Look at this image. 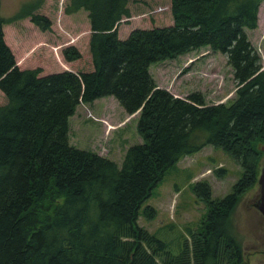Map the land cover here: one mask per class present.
Segmentation results:
<instances>
[{
  "label": "trees",
  "instance_id": "16d2710c",
  "mask_svg": "<svg viewBox=\"0 0 264 264\" xmlns=\"http://www.w3.org/2000/svg\"><path fill=\"white\" fill-rule=\"evenodd\" d=\"M128 1L66 0L64 12L82 9L89 23L92 68L82 71L19 67L3 24L30 15L47 29L49 19L31 1L0 15V264H245L230 215L264 154V67L244 31L256 26L261 0H170V24L119 38ZM201 46L231 66L229 100L205 103L199 91L181 97L155 85L151 62ZM61 53L80 57L72 44ZM107 95L126 113L138 111L141 141L125 148L120 165L68 142L76 105ZM206 144L235 158L240 175L220 197L193 184L206 212L174 254L136 223L139 206L168 168ZM154 213L144 206L145 216Z\"/></svg>",
  "mask_w": 264,
  "mask_h": 264
},
{
  "label": "rangeland",
  "instance_id": "374dc122",
  "mask_svg": "<svg viewBox=\"0 0 264 264\" xmlns=\"http://www.w3.org/2000/svg\"><path fill=\"white\" fill-rule=\"evenodd\" d=\"M30 1L34 3L32 12L47 16L50 25L47 29H40L30 20V15L3 24L4 40L19 66L32 67L42 63L40 73L64 69L56 62L59 59L64 61L61 50L66 45L63 44L74 42L81 51L76 66L81 70L90 69V54L84 39L90 33L86 12L79 9L65 13L66 0H0V15L13 16L22 4ZM169 4L170 0H129L130 15L120 19L117 36L123 38L135 27L170 24ZM244 31L264 65V0L257 9L256 26L244 27ZM43 62L52 65L46 68ZM148 71L156 86L177 96L184 97L196 90L201 93L205 103H216L229 100L234 95L231 66L223 53L208 46L153 61ZM101 100L98 99L92 106L90 103L76 106L75 112L68 117V142L108 157L120 165L124 148L127 147L125 143L133 141L134 136L140 137L135 129L136 117L127 123L133 133L126 141L122 140V130L112 131L110 137L106 138L98 132V127L92 124L94 121L87 114V111L94 112V107H100ZM3 102L5 96L0 91V103ZM240 171L241 166L235 158L210 144L183 155L166 170L151 194L140 204L136 223L163 240L167 249L175 254L183 244L184 237L189 239V231L197 229L200 218L206 212L204 201L192 190L193 184L205 182L210 188V196L220 197L231 190ZM256 193L255 183L240 195L230 215L234 233L242 247V263L245 264H264V218L252 205ZM145 205L153 207L155 213L152 217L143 214Z\"/></svg>",
  "mask_w": 264,
  "mask_h": 264
},
{
  "label": "crops",
  "instance_id": "0c3cea01",
  "mask_svg": "<svg viewBox=\"0 0 264 264\" xmlns=\"http://www.w3.org/2000/svg\"><path fill=\"white\" fill-rule=\"evenodd\" d=\"M84 39L86 40L85 42L87 43L88 35L85 36ZM68 43L69 44L65 43L63 45H71V44L74 45L78 49V51L80 52V55H81V51L79 50V47H78V45L76 43H74V42H68ZM23 52L24 51H22V53ZM49 54H50V52H49ZM78 58L72 59V60L64 59V61H61L58 58L59 61L56 62V64H59L61 66V68L63 67L64 69H69V70H72V71H82L75 64ZM15 62L19 66V64H18V62L16 60H15ZM40 63H41V61H40ZM43 63H44L46 68H48V67H50L52 65V64L46 63V62H43ZM42 65L43 64L41 63V64H38L36 66H40V68H42ZM32 67H34V66H32ZM91 68H92V66L90 67V69ZM98 99H102L101 103L99 105L100 107H94V109H95L94 112L87 111L89 119L94 121L92 124L96 125L98 127V129H99L98 132L101 133L102 136H106V138L110 137V134H112V131L122 130V132H121L122 140L126 141L128 136L133 133L132 128L131 127H129V128L127 127V123L132 118L136 117L135 114L137 115L138 111L136 110V111H134V112H132L130 114L126 113L124 111V109L117 104L118 102L111 95L97 97V98H94V99H92L91 101H89L87 103H90V105L92 106V105H94L95 101H98ZM84 104L85 103H78L77 105H83L84 106ZM75 109H76V107H75ZM74 112H75V110H74ZM132 140L133 141H129L128 143H125V144H127V146H128L129 144H132V143H135V142H140L141 138L139 136H134V138ZM125 148H124V150H125Z\"/></svg>",
  "mask_w": 264,
  "mask_h": 264
},
{
  "label": "water",
  "instance_id": "95a60500",
  "mask_svg": "<svg viewBox=\"0 0 264 264\" xmlns=\"http://www.w3.org/2000/svg\"><path fill=\"white\" fill-rule=\"evenodd\" d=\"M263 148V146H261ZM257 193L252 205L264 216V154L260 162L259 171L256 178Z\"/></svg>",
  "mask_w": 264,
  "mask_h": 264
},
{
  "label": "flooded vegetation",
  "instance_id": "af4514ba",
  "mask_svg": "<svg viewBox=\"0 0 264 264\" xmlns=\"http://www.w3.org/2000/svg\"><path fill=\"white\" fill-rule=\"evenodd\" d=\"M260 216H262L260 213H259ZM263 217V216H262ZM264 218V217H263Z\"/></svg>",
  "mask_w": 264,
  "mask_h": 264
}]
</instances>
